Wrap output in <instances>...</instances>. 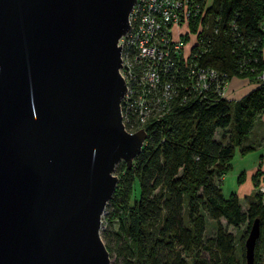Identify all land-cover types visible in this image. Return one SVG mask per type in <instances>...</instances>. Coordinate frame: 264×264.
I'll use <instances>...</instances> for the list:
<instances>
[{"label":"water","instance_id":"obj_1","mask_svg":"<svg viewBox=\"0 0 264 264\" xmlns=\"http://www.w3.org/2000/svg\"><path fill=\"white\" fill-rule=\"evenodd\" d=\"M135 0H0V264H109L100 216L146 133L124 130ZM258 218L244 240L253 264Z\"/></svg>","mask_w":264,"mask_h":264},{"label":"trees","instance_id":"obj_2","mask_svg":"<svg viewBox=\"0 0 264 264\" xmlns=\"http://www.w3.org/2000/svg\"><path fill=\"white\" fill-rule=\"evenodd\" d=\"M194 1L202 11L189 27L201 26L194 62L227 82L239 77L255 86L236 100L212 88L203 96L184 90L183 102L175 99L161 118L147 121L141 150L130 166L122 164L106 203L117 210L114 244L105 245L115 264H246L244 240L255 218L260 236L253 264H261L264 193L244 195L242 210L237 193L224 197L220 185L236 148L242 155L253 151L250 135L264 112V0ZM259 174L251 177L255 186ZM206 218L214 222L212 235L206 234ZM221 219L235 229L246 224L240 258Z\"/></svg>","mask_w":264,"mask_h":264},{"label":"built area","instance_id":"obj_3","mask_svg":"<svg viewBox=\"0 0 264 264\" xmlns=\"http://www.w3.org/2000/svg\"><path fill=\"white\" fill-rule=\"evenodd\" d=\"M201 14L194 0H135L128 15L129 29L118 43V72L126 88L120 115L128 133L145 130L147 121L161 118L175 99L183 102L184 90L203 96L212 88L226 97L228 82L223 75L199 67L191 51L196 39L191 47L186 43L193 34L190 23ZM259 81L264 84V73Z\"/></svg>","mask_w":264,"mask_h":264},{"label":"rangeland","instance_id":"obj_4","mask_svg":"<svg viewBox=\"0 0 264 264\" xmlns=\"http://www.w3.org/2000/svg\"><path fill=\"white\" fill-rule=\"evenodd\" d=\"M210 1V0H208ZM199 21L197 23H194L193 26H195L194 30H191V36L187 37L188 41L186 42L188 44V47L194 42L196 39L198 43V34L197 30L201 26L198 25ZM190 27V25H189ZM185 35V34H184ZM186 37V36H185ZM119 40L117 42V45L119 46ZM194 46V45H193ZM191 47V49L193 48ZM264 48V47H263ZM120 55H121V49H120ZM121 61V56H120ZM121 65V62H120ZM119 70V69H118ZM120 73V72H118ZM264 73L262 71L259 76ZM123 75V74H122ZM239 77H233L232 79H236ZM123 80V79H122ZM231 80V79H230ZM249 81V80H248ZM229 82V81H228ZM250 82V81H249ZM227 97V92L225 94ZM225 97V98H226ZM228 99L230 97L228 96ZM121 100V98H120ZM232 100V99H230ZM236 100V99H234ZM121 116V115H120ZM261 120V118H260ZM262 123V122H261ZM259 124L258 122L255 124L254 128L252 129V135H251V144L253 145V151H250L246 154H240L238 148H236L235 153L230 161V168L225 172V174L222 176L221 181V191L224 197H227L230 192H236L239 199H240V206L242 210L246 209V201L244 199V195L251 193L255 189L258 190L261 193H264V124ZM123 125V124H122ZM124 128V127H123ZM141 128L136 129V131L140 130ZM125 130V129H124ZM143 130V128H142ZM126 131V130H125ZM135 131V132H136ZM127 132V131H126ZM134 133V132H133ZM220 133V132H219ZM220 134H216V137L218 138ZM124 161L120 160L118 161L115 166L112 174L116 176L118 179V171L120 168H122V164ZM253 168H256V170L259 171L258 179L256 180L258 182V185L255 186L253 184V181L251 179L252 175L255 173H251V170ZM242 173L241 176V182L237 183V176ZM117 210H115L113 207H110V205H105L104 210L100 216V237L102 239V242L104 245H110L112 246L113 238L111 237V234H114L118 229V222H117ZM207 221V229L206 234L212 235L214 233V222L210 219L206 218ZM221 223L226 229L233 233L235 241H236V252L238 258H240V252H239V237L241 233L246 229V224H242L239 226L238 229H235L232 226H227L225 220L221 219ZM116 258L115 256H109V264H115ZM261 264H264V244L261 248Z\"/></svg>","mask_w":264,"mask_h":264},{"label":"crops","instance_id":"obj_5","mask_svg":"<svg viewBox=\"0 0 264 264\" xmlns=\"http://www.w3.org/2000/svg\"><path fill=\"white\" fill-rule=\"evenodd\" d=\"M263 58H264V48H263ZM255 86V83L249 82L246 78H236V79H231L228 82L226 92H227V97L229 96L230 99H238L241 96H243L245 93H247L250 89H252ZM261 124H264V112L261 115ZM260 124V123H259ZM252 135V133H251ZM250 135V136H251ZM256 168H253L251 170V173H254Z\"/></svg>","mask_w":264,"mask_h":264}]
</instances>
